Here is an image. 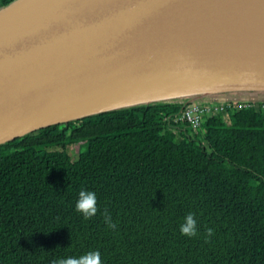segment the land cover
I'll list each match as a JSON object with an SVG mask.
<instances>
[{
  "label": "trees",
  "instance_id": "1",
  "mask_svg": "<svg viewBox=\"0 0 264 264\" xmlns=\"http://www.w3.org/2000/svg\"><path fill=\"white\" fill-rule=\"evenodd\" d=\"M181 107L119 109L0 145V264L91 251L102 264H264L263 104L198 129L175 119ZM84 190L99 209L87 219L76 210ZM188 214L192 237L180 231Z\"/></svg>",
  "mask_w": 264,
  "mask_h": 264
},
{
  "label": "water",
  "instance_id": "2",
  "mask_svg": "<svg viewBox=\"0 0 264 264\" xmlns=\"http://www.w3.org/2000/svg\"><path fill=\"white\" fill-rule=\"evenodd\" d=\"M246 100L264 102V0L0 6V145L140 105Z\"/></svg>",
  "mask_w": 264,
  "mask_h": 264
},
{
  "label": "clouds",
  "instance_id": "3",
  "mask_svg": "<svg viewBox=\"0 0 264 264\" xmlns=\"http://www.w3.org/2000/svg\"><path fill=\"white\" fill-rule=\"evenodd\" d=\"M76 210L82 213L86 219L95 216L99 210L96 194L87 190L81 191L76 202ZM104 220L109 228L116 227L109 214H104ZM180 231L189 237L196 235V220L193 214H188L185 217L184 223L180 225ZM209 233L211 234V230H209ZM53 264H102V261L99 251H91L78 257L60 258L53 261Z\"/></svg>",
  "mask_w": 264,
  "mask_h": 264
},
{
  "label": "built area",
  "instance_id": "4",
  "mask_svg": "<svg viewBox=\"0 0 264 264\" xmlns=\"http://www.w3.org/2000/svg\"><path fill=\"white\" fill-rule=\"evenodd\" d=\"M255 103L264 102L256 101H212V102H193L183 107L175 118L176 120H183L190 124L192 128L198 129L201 127L203 121L214 114L227 110L228 107L244 108L250 107Z\"/></svg>",
  "mask_w": 264,
  "mask_h": 264
},
{
  "label": "rangeland",
  "instance_id": "5",
  "mask_svg": "<svg viewBox=\"0 0 264 264\" xmlns=\"http://www.w3.org/2000/svg\"><path fill=\"white\" fill-rule=\"evenodd\" d=\"M78 149H79L78 145H75L71 148L70 152H71L72 156H74V157L76 156Z\"/></svg>",
  "mask_w": 264,
  "mask_h": 264
}]
</instances>
